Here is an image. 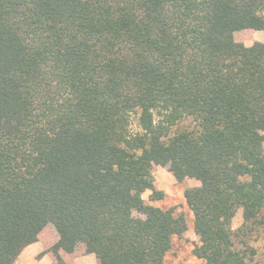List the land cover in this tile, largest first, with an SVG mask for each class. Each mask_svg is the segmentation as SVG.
I'll return each instance as SVG.
<instances>
[{
    "label": "trees",
    "instance_id": "obj_1",
    "mask_svg": "<svg viewBox=\"0 0 264 264\" xmlns=\"http://www.w3.org/2000/svg\"><path fill=\"white\" fill-rule=\"evenodd\" d=\"M246 30L264 0H0V264L46 227L52 264H167L188 223L144 200L164 196L152 163L200 182L193 255L247 264L232 221L264 228V42Z\"/></svg>",
    "mask_w": 264,
    "mask_h": 264
},
{
    "label": "rangeland",
    "instance_id": "obj_2",
    "mask_svg": "<svg viewBox=\"0 0 264 264\" xmlns=\"http://www.w3.org/2000/svg\"><path fill=\"white\" fill-rule=\"evenodd\" d=\"M235 38L250 46L255 41L264 42V33L262 31H239ZM134 127L136 123L133 122ZM196 128V122L191 118H183L171 127V133L181 129ZM152 173L155 179L154 186L161 190L164 196L161 200H152L151 192L145 190L142 194L147 204L168 208L173 207L176 213H184L187 217L188 228L181 237H174L173 244L166 254L165 262L167 264H203V261L196 258L192 249L196 243L197 235L194 228L193 215L188 208L183 191L187 186H197L200 182L187 177L181 182L177 181L168 168L159 163H152ZM242 214L238 210L235 214L232 227L235 230L233 234L234 247L243 251L246 255L247 264H264V228L250 233H240L239 228L242 225ZM55 241V234L51 227L44 228L38 236V240L27 245L17 258L16 264H52L55 257L50 250ZM66 264H97L96 256L93 253H87L83 248L73 253L62 252Z\"/></svg>",
    "mask_w": 264,
    "mask_h": 264
},
{
    "label": "crops",
    "instance_id": "obj_3",
    "mask_svg": "<svg viewBox=\"0 0 264 264\" xmlns=\"http://www.w3.org/2000/svg\"><path fill=\"white\" fill-rule=\"evenodd\" d=\"M22 251H23V250H22ZM20 254H21V253H20ZM21 255H23V254H21ZM21 255H19V256H21ZM19 256H18V257H19Z\"/></svg>",
    "mask_w": 264,
    "mask_h": 264
}]
</instances>
